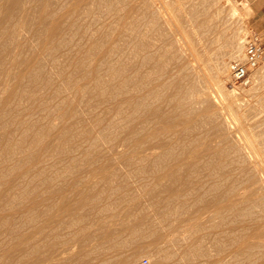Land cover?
<instances>
[{"label": "rangeland", "instance_id": "obj_1", "mask_svg": "<svg viewBox=\"0 0 264 264\" xmlns=\"http://www.w3.org/2000/svg\"><path fill=\"white\" fill-rule=\"evenodd\" d=\"M2 1L5 2V0H1L0 4L3 3ZM25 1L26 0L23 1L25 8L22 7L21 10H16V13L19 12L15 14V17L13 15L11 18L12 21L11 19H7L9 21L5 22L7 25L5 26L6 28H4L6 30L8 29L9 33L3 29V31L6 32H3L4 35L2 37H4V39L0 37V39H2L0 40V42L2 41L0 43L2 47L5 45L7 46L9 40L12 42V39H14L12 43L16 42L15 44H19L20 42L18 49L15 48L17 45H12V43L9 42L10 46H5L4 52L2 51L3 54L0 56V60L3 62L5 61V65L6 63H11L5 66L3 62H0V98L3 95L6 96L5 98L3 96L0 101L3 100V98L7 100L10 96L11 89H6L7 86L13 88L18 83L21 88H24L21 89L19 87L18 90H26L25 92L28 93L25 94L24 91H22L20 95L29 99L27 103L23 101L25 100L24 98L21 101L19 94L15 97L16 99L10 97L8 101L14 102V105L9 103L11 106L6 104L7 107L4 106L2 108L7 114L4 110L1 112L0 107V264H77L78 192L88 196L93 195V198L96 197L94 200L97 208L106 204L107 208L113 207V209L116 208L115 210L127 209L128 211L131 209L130 211L134 213V216L136 213V218L130 219V217H127L123 222L120 221L118 217H114L112 219L114 221L110 220L111 225L109 226V230L112 234L108 237L110 241L107 238L109 245L104 246V256L107 260V264H120V262L124 261L123 259L128 261L130 257L131 260L133 259L134 264H140L143 259H148L151 264H155V262L157 264H264V214L261 220L252 223L251 218L239 220L236 213L237 205L243 200L241 197L245 195V193H247L245 199L249 200L259 196L258 191H260V188L264 191V68H258L252 72V84L249 87L239 88L234 86L230 81L229 72L230 63L236 61L238 58L232 59L227 57V53H225L229 50L228 47L230 46L226 45L230 44L231 40L234 38L233 40L236 46L238 45L237 47L243 48V53L241 54L240 52L239 56L241 58L237 61H244L246 41L255 34L260 38L264 49V31L259 32L252 28L253 25L264 27V15H252L250 6L251 2H253L255 7L257 4H261L263 0H156L157 6H161V1L170 4L172 13L175 15L178 14L177 17L179 21L180 19L182 20L183 26L180 23L181 30H183V27L185 29L183 31L186 32L180 30L179 33L182 32L185 37L189 35L185 38L189 47L187 48V45H184V47L182 46L183 50L180 45L181 51L186 52V55L184 52H181V54L185 56L182 55V63L188 66L189 71L191 70V74L192 72L196 73H193L195 78L197 77L195 83L202 79L201 81L203 83H200V81L197 83L198 88L196 86L199 91H206V88H208V91L215 95H213V100L218 99V103L217 101L215 102L217 106L219 104V107L222 108L224 112H233L231 114L236 116H234L235 123L230 129L217 128L215 120L212 117H210V119L207 117V114L213 116V107H210V103L195 105L197 111L194 117L189 114H183L177 118L176 121H162L160 123H143L142 120L137 118L128 125L115 122L113 126H110L109 121L110 119L112 120V118H108L110 109L107 100L104 101V99H100V96L105 97L108 90L100 89L98 83L100 80L110 82V76L108 77L105 74V68L101 66V78L103 79L98 81V78L90 77L89 73L87 77H85L88 70L85 67L93 62L98 63V59L103 61L104 57L101 53H103L104 44H107V48L113 50H115L114 48L121 47L118 41L114 40L119 39L116 36L118 29H120L121 26L123 27L124 20L120 22L122 19L118 20V14L114 12L116 10L120 11V7L124 5L119 3L120 5L118 8H115L116 10L114 9V11L112 10L113 14L116 15L114 16L111 14L109 16L110 26L107 30V38L104 37L102 39V31L100 34L98 31V33H95V37H98L96 40L95 37H93V32H95L102 21L108 16L101 15V18L99 17L100 20L98 18V21L94 24L90 23L91 18L85 17L83 13H85L84 10L87 11L88 3L91 2V0H74V3L73 0H46L45 2L44 0H39L40 3L38 0ZM66 1L67 3H71V5L69 4L67 6ZM116 1L115 5H117ZM57 3L61 5L59 11L56 10L58 9ZM78 3H80V5ZM192 3L195 6L190 7ZM46 4L47 9L50 8L48 11H46L47 9L45 8ZM31 5L33 6L31 7ZM42 5L44 6L41 8L38 7ZM81 5H83V7H81ZM66 6L67 9H65ZM34 7L37 8L35 9ZM69 7H74V9L72 8L73 11L69 10ZM78 7L84 8V10L81 9L80 12ZM105 7L107 6L105 5ZM39 8L41 11L38 13L37 9L39 10ZM43 8L45 13L42 10ZM192 8L198 9L199 11H196L199 15L201 14V16L198 17V15H191L188 13L191 12L189 10H193ZM218 10H220L222 14L220 12L218 13ZM68 11L70 12L67 14ZM15 12H13V14ZM46 12H50V17L49 15L47 16L48 13ZM120 12L121 15L134 17V19L141 17V13H131L128 11ZM52 13L55 15L52 16ZM71 13L73 17L75 16L74 19L70 17ZM19 14L25 21L26 18H24V16L27 17L28 20L34 17L33 20L30 19V21H26L29 25L24 24V26L27 27L24 28L22 22L20 28L21 18L19 19ZM204 14L207 15L205 16ZM39 15H43L41 16L42 18ZM65 15L70 16L67 18L64 17ZM80 15L84 18H80ZM51 17L53 18L50 19ZM77 17L80 18V20ZM189 18H191V20H189ZM203 19L204 28L200 26V22ZM43 20L46 21L44 22ZM49 20H53L54 22ZM64 20L66 23L64 24V28H62ZM130 20L129 18V21ZM140 20L142 24L140 27L135 28L136 33L141 34L150 32L151 25L148 20L145 17H141ZM43 22L44 24L47 23L48 26L47 24L44 25ZM73 22L77 25L75 26L73 24L74 28H71L70 26H72ZM15 23L17 27H12ZM55 24H59L58 27H61L53 38V41L57 42V45L55 44L54 46L56 50L52 48L55 42L50 43L51 40L44 34L46 29L49 30V28ZM30 25H32L31 29L29 28ZM42 25H44V27ZM38 27H40V29ZM69 27L70 29H68ZM133 28L134 27L129 24L126 31L130 33ZM22 29L25 31H22ZM170 29L171 32H173V26L170 27ZM39 30H43L41 31L42 34H44L43 36L42 34H38L40 32ZM68 30H72L74 34H72V31L68 32ZM18 31L20 35L22 31L23 34L21 37L24 36L22 39L19 38L20 40L17 36ZM32 31H37L34 32L37 38L32 34ZM59 32L61 33L60 36L58 35ZM78 34H81L80 37ZM56 35L58 37H56ZM13 36H16L17 39L15 37L13 38ZM31 37H35L37 43H35L34 41L36 40ZM63 37H65V39ZM237 37L240 40L238 42L236 39ZM24 40L25 44H27L26 46L23 45V47L25 46L23 51L20 45L24 44ZM28 40L31 43L30 47L32 51H35L32 54H29V52H32L31 48L29 47V49H27ZM66 41L71 42V44L68 45L69 42L67 43ZM93 42L96 43L94 44ZM240 42H242V44ZM156 43L159 44V42ZM50 44H52V46H50ZM72 44L75 45L74 49H72ZM34 45L38 46L36 50ZM47 45H49V47ZM59 45H62L61 49ZM101 45L103 46L101 47ZM225 46L228 50L224 48ZM9 48H13V50L15 49L17 52L15 50L14 52L11 50V52ZM41 48L44 49L43 52ZM49 48L51 52H58L59 49L61 51L59 50L58 53L54 52L55 54H51ZM189 48H193L192 50L194 52L192 50L190 51ZM240 48L239 50H241ZM91 49H94L93 55H95L94 53H96V50L99 53L91 57ZM100 50H102V52ZM221 50L226 51L221 53ZM7 52L13 54L10 55ZM15 53H18V56L14 58L13 56ZM20 53H22L24 57L21 56L18 58ZM48 53L52 56V59ZM61 53H63V58L60 57ZM25 54L30 56L26 58ZM217 54L219 56L226 55L225 57L222 56L227 65L226 69H223L224 71L221 70L224 74H221L219 72L220 70H213L216 69V61L222 58L218 57V59H216L218 56ZM7 55L11 57H7ZM73 56H75V58H73ZM97 56L99 58L95 60ZM54 57L57 58V62L53 60ZM24 58L26 59L24 60ZM37 58L39 60L43 58V61H39ZM12 60L15 62L14 64ZM17 60L19 64L16 63L18 62ZM22 60L23 62H21V64L20 61ZM35 60L36 62H34ZM65 60L67 62H65ZM68 60H71L72 63L74 62L72 66H68V64H71ZM91 60L92 63H89ZM205 60L207 62H205ZM37 61L41 65H44H42V67H44L42 68L43 70L40 69L41 65L39 66ZM82 61H84L83 63L85 66L81 64ZM198 61H203V65L205 63L206 67L202 66L204 68L202 72L196 69H190L197 67L199 65ZM211 61L212 64H210ZM26 62H29L31 66H33H30L31 69L38 70V72H40L39 69L41 70L39 74L34 76L36 79L34 83L37 82V86L36 84L30 87L26 85V83H32L30 82L32 80L29 78L28 74L21 71L22 68H24L23 66H26ZM17 65H20L19 69ZM80 65H82L81 68L83 70L81 68L80 70L78 69ZM66 66L69 68H66ZM73 66L74 68L76 66L77 69H74ZM3 67L5 69L7 68L4 70L6 73L3 72ZM9 68H13L14 71L18 70L16 72L17 74L13 70L9 72ZM70 69H73L72 72ZM76 70L77 75L73 77V74H75L73 71ZM211 71L217 72L213 73ZM203 72H206V75H204ZM22 73H25V76H21ZM11 74L13 75L11 76ZM70 74H72V76ZM215 74H217V76H214ZM8 75L11 76L12 79ZM14 75L16 78L15 80ZM26 75L30 80H28ZM44 75L45 77L42 79ZM2 76L6 77L7 80ZM75 77L77 78L75 79ZM216 77L219 80H217ZM198 78L201 79L198 80ZM21 79H23V81ZM12 80H14V83ZM38 82H41L40 86H38ZM204 83L207 84L205 86L206 88H204ZM24 84L26 87H24ZM200 85H203V87ZM31 89L33 93L36 94L35 97V94H29V92H27H32ZM215 90L219 95L215 93ZM219 90L222 92L219 93ZM138 93L142 95L141 90H138L137 94ZM220 94H222L224 98L220 96ZM31 96L34 98L32 99ZM132 96H138L136 95L135 89H130V92L127 93L125 98H130ZM35 98L37 101H35ZM114 99H116V97L111 100L114 102ZM15 103L18 104V106ZM8 107L12 108L10 109ZM8 109L12 111L8 112ZM126 110H128V108ZM111 116L117 117L120 115L111 112ZM10 121L12 125H9ZM22 131L24 133H22ZM41 131L47 132V135H43L42 140L37 141V133ZM167 131L171 132L166 134ZM246 136H248L249 139H247ZM17 137L22 138L19 140ZM24 137L25 139L22 141V145H20ZM72 138H74V140ZM90 139L91 141H89ZM192 139H195L194 143H192ZM235 140H240V143H236ZM15 142L16 144H14ZM230 142L235 147V154H247L248 150L246 147H248L249 144L254 154H260L259 156H261V159H259L260 157L258 156V162L260 163H257L253 169V174H256L255 177L257 181H259L258 183H238L237 178L240 176L238 172H231L228 169L215 170L207 161H202L199 166H195L189 171L184 170V168L190 166L189 163L196 160L197 154L204 153L207 151V148L219 151L223 150L224 146L227 144L229 145ZM24 143H26L25 147L27 146V148L24 147ZM32 143L34 144L31 145ZM49 144H51V146H48ZM152 144L158 146L157 150L153 151L154 153L151 152L153 154H140V151L144 149V147ZM13 145L16 146L14 147ZM17 145L19 146V150L17 149ZM46 145L48 148L50 147V150L46 148ZM32 146L34 147L32 148ZM42 147H45V149ZM51 147L55 148L51 149ZM240 147H245L244 149L246 152ZM254 149H258V151L256 150L255 152L253 151ZM241 173H243L242 170ZM213 184L217 185V187L212 189V191H207L206 188ZM74 189L77 190L76 193L73 191ZM184 201H187V207L190 209L180 208V206H178V202L181 204V202ZM100 202H102L101 205ZM98 203L99 205H97ZM86 204L82 213L88 216L92 204L90 203L91 206L88 203ZM159 208H162L165 214V217L161 220L162 223L154 218ZM87 209L89 210L88 212ZM111 210L112 209H110V211ZM187 210H190L189 214H187ZM254 210L256 212L260 211L256 209V207ZM183 220H186V222H183ZM121 222L125 231L122 232L120 237L118 232L121 228ZM132 222H134V226H136L137 223L139 225L140 232L138 240L136 237L134 239L131 238L128 232L126 233ZM182 223H184V225L180 226ZM157 227L163 229L162 237H160L158 233H155V235L153 234V228L156 229ZM180 227L183 228L181 230L185 229L184 231L188 229L185 235L183 231L179 232ZM192 237L195 238V246L192 250H195L197 255L193 257V259H190L192 258L190 254L191 248L189 247L190 243L187 241ZM63 239L65 242L69 241L71 243L74 240V250L70 255H59L60 246L65 243ZM169 240H172L174 244L170 246L168 250L167 242ZM59 243H61V245ZM55 247L57 251L54 249ZM55 252L58 253V255Z\"/></svg>", "mask_w": 264, "mask_h": 264}, {"label": "bare ground", "instance_id": "obj_2", "mask_svg": "<svg viewBox=\"0 0 264 264\" xmlns=\"http://www.w3.org/2000/svg\"><path fill=\"white\" fill-rule=\"evenodd\" d=\"M1 1V0H0ZM24 0H5V2H3L2 4H0V15H1V17H0V37L1 38H3L4 39V37H2L3 35H4V33H6V32H8V29L6 30L5 28V26L7 25L5 22L6 21H9V20H7V19H11L12 17H13V15H14V17H15V14H18V12L16 13L15 11L16 10H21L22 9V7H24V2H23ZM27 1V0H26ZM25 1V2H26ZM33 1V0H32ZM35 1V0H34ZM39 1V0H38ZM41 1V0H40ZM40 1H39V3H40ZM46 0H44V2H45ZM65 1V0H64ZM69 1V0H68ZM115 1L116 0H91V2H89L88 3V9H87V11H85L84 10V8L82 9L81 7H83V5H81V7H78L79 9H80V12H81V9L82 10H84V12L85 13H83V11H82V13L85 15V17H89V18H91V21H90V23H92V24H94L95 22H97L98 21V18L100 17L101 18V15H107L108 17L106 18V19H104L103 21H102V23L100 24V26L95 30V32H93V37H95V33L97 32L98 33V31H99V34H100V32L102 31V36L101 35H98V36H101L102 37V39L104 38V37H106L107 38V30H108V28H109V26H110V20H109V16L111 15V14H113V12H112V10L114 11V9L116 8H118V6L120 5L119 3H121V4H123L124 6H121L120 8L122 9H120V11H128V12H131V13H134V12H136V13H141V17H145L147 20H148V22L150 23V25H151V30H150V32H145V33H141V34H138V33H136V31H135V28L136 27H140L141 26V24H142V21L140 20V18L141 17H138V18H136V19H134V17L132 18V17H127V16H125V15H121L120 13V11H118V10H116V11H118V12H114V13H117L118 14V20H120V19H122V20H120V22H123V20H124V22H123V27L121 26V28L120 29H118V33H117V38H119L118 40H114V41H118V44H120L119 46H121L120 48H114L115 50H113V49H109V48H107V44H104L105 46H103V45H101V47L103 46V53H101V55L104 57V59H103V61H104V64H103V61L101 60L100 61V59H98L99 57V54H98V56L95 58V60L96 59H98L99 60V62L98 63H95V62H93L92 63V60L89 62V63H92V64H88V66H87V64H86V66L87 67H85V68H87L88 70H87V73H86V76L85 77H87V75H88V73H89V76L90 77H92V78H98V81L100 80V79H103V78H101V70H100V67L102 66H104V68H105V74L109 77L110 76V78L109 79H111L110 80V82H108V81H105V80H100L98 83H99V85H100V89H103V90H108V92H107V94L105 95V97L104 96H100V99H104V101H106L107 100V103H108V107H109V109H110V114H109V119H110V117L112 118V120L110 119V121H109V125L110 126H113L114 124H115V122H118V124H122V125H128L129 123H132V122H134L137 118L138 119H140V120H142L143 121V123H148V122H156V123H160V122H162V121H176V119L177 118H179L180 116H182L183 114H189L190 116H192V117H194L195 116V114H196V111H197V108L195 107V105H198V104H206V103H210V107H213L212 108V110H213V116L211 115L210 116V114H207V117L210 119V117H212L214 120H215V123H216V125H217V128H219V129H222V128H224V129H230V128H232V126L234 125V123H235V115H232L231 113H233V112H231V113H227V112H224L223 111V109L222 108H220L219 107V104H218V106H217V104L215 103L217 100H213V95L214 94H212L211 92H209L208 91V88H206L205 86L207 85V84H205V83H207V82H205L204 84V88H206L205 90L206 91H202V90H198L197 88H198V86H197V83L198 82H200L202 79L201 78H198V80L199 79H201V80H199L198 82H196L195 83V79L197 78H195V76L193 75V73H195V72H192V74L190 73V71H189V68H188V66L185 64V63H182V55L183 54H181V52H184L185 53V55H186V52L185 51H181V48H182V46L184 47V45L186 46L187 45V41H186V39L185 38H187L188 36H186L185 37V35H183L182 34V32H186V31H183V30H185L183 27H182V29L183 30H181V26H180V23H181V25L183 24L182 23V20L180 19V21H179V18L177 17V15H175L174 13H172V11H171V5L170 4H168L167 2H163V1H161V6H157V4H156V0H118V1H116V4L117 5H115ZM207 1V0H206ZM206 1H204V2H206ZM29 2V1H28ZM31 2V1H30ZM55 2V1H54ZM56 2H58V1H56ZM118 2V3H117ZM37 3V2H36ZM47 3V2H46ZM52 3V2H51ZM66 3H67V1H66ZM73 3H74V0H73ZM84 3V2H83ZM32 4V3H31ZM44 4V3H43ZM50 4V3H49ZM53 4V3H52ZM58 4V3H57ZM59 4H60V2H59ZM58 4V9H56V10H58L59 11V7L61 6V5H59ZM71 5V3H67V6L68 5ZM79 5H80V3H78ZM201 4V3H200ZM206 4V3H205ZM204 4V5H205ZM30 5V4H29ZM34 5H35V3H34ZM39 5H41V4H39ZM56 5V4H55ZM55 5H54V9H55ZM64 5H66V4H64ZM105 5L107 6V7H105ZM190 5V4H189ZM189 5H187V6H189ZM204 5H202V6H204ZM33 5H31V7H32ZM44 5H42V6H38V7H43ZM67 6H66V8L65 9H67ZM72 6H74V5H72ZM131 6H132V8H131ZM193 6H195L193 3H192V5L190 6V7H193ZM197 6H199V5H197ZM49 7V6H48ZM75 7V6H74ZM74 7H72L73 9H74ZM190 7H188L189 9H191ZM25 8V7H24ZM35 8V7H34ZM37 8V7H36ZM35 8V9H36ZM39 8V10L37 9V11H38V13H39V11H41V9ZM45 8L47 9V4L45 5ZM52 8V7H51ZM72 8H70L69 7V10H72L73 11V9ZM103 8H106V9H103ZM29 9V8H28ZM45 9V10H46ZM86 9V8H85ZM193 10H189V11H191V12H188V13H190L191 15H198V17H200L201 16V14L199 15L198 14V12L197 11H199L198 9H196V8H192ZM195 9V10H194ZM43 11H44V8L42 9ZM48 10H50V8H48L46 11H48ZM52 10H53V8H52ZM61 10V9H60ZM77 10V9H76ZM173 10V9H172ZM197 10V11H196ZM24 11H26V10H24ZM64 11V10H63ZM62 11V12H63ZM71 11V12H72ZM174 11V10H173ZM13 12H15L14 14H13ZM33 12V11H32ZM65 12V11H64ZM70 11H68L67 12V14L69 13ZM79 12V13H80ZM185 12H186V10H185ZM201 12V11H200ZM218 13L220 12V10H218L217 11ZM33 13H35V12H33ZM43 13V12H42ZM44 13H45V11H44ZM46 13H48V12H46ZM50 13V12H49ZM49 13L47 14V16L49 15ZM55 13V12H54ZM54 13H52L51 15L53 16V15H55ZM73 13V12H72ZM72 13H71V16L70 15H68V16H64V17H73L72 16ZM81 13V14H82ZM204 13V12H203ZM215 13V12H214ZM221 13V12H220ZM26 14V13H25ZM24 14V15H25ZM58 14V13H57ZM61 14V13H60ZM77 14V13H76ZM186 14H187V12H186ZM222 14V13H221ZM22 15V14H21ZM31 15V14H30ZM73 15H74V13H73ZM79 15V14H78ZM98 15V16H97ZM114 16L116 15V14H113ZM205 16L207 15V14H204ZM19 16V19L21 18V16H20V14L18 15ZM40 16V15H39ZM41 16H43V15H41ZM40 16V17H41ZM46 16V17H47ZM202 16H203V14H202ZM204 16V17H205ZM215 16V15H214ZM34 17V16H33ZM33 17H31L30 19H32L33 20ZM37 17V16H36ZM49 17H50V15H49ZM80 18H82L83 16H79ZM180 17V16H179ZM24 18H26V21L28 20L27 19V17H25L24 16ZM42 18V17H41ZM40 18V19H41ZM48 18V17H47ZM47 18H46V20H47ZM53 17H51L50 19H52ZM54 18H55V16H54ZM67 18H66V20H67ZM75 18V16L73 17V19ZM78 18V17H77ZM80 18H78L79 20H80ZM84 18V17H83ZM100 18H99V20H100ZM129 18L131 19L130 21H129ZM194 18V17H193ZM217 18H218V16H217ZM30 19L28 20V21H30ZM49 19V18H48ZM56 19V18H55ZM54 19V20H55ZM78 19H76V20H78ZM205 19V18H204ZM204 19L200 22V26L202 27V28H204L203 26H204ZM14 20V19H13ZM45 20V21H46ZM58 20H60V19H58ZM61 20H62V18H61ZM60 20V21H61ZM70 20V19H69ZM78 20V21H79ZM189 20H191V18H189ZM193 20V19H192ZM11 21H12V19H11ZM10 21V22H11ZM16 22H18L17 20H15ZM25 21V19H23V17L21 18V24H20V28H21V25H22V22H23V27L25 28V27H27V26H24V24L26 25H29L28 24V22H24ZM35 21V20H34ZM33 21V22H34ZM37 21H39V20H37ZM42 21V20H41ZM44 21V20H43ZM44 21V22H45ZM49 21H51V20H49ZM49 21H48V23H49ZM53 21V20H52ZM51 21V22H52ZM63 21V20H62ZM77 21V22H78ZM194 21H195V19H194ZM197 21V20H196ZM9 22V23H10ZM44 22H43V24H44ZM54 22V21H53ZM59 22V21H58ZM58 22H56V23H58ZM68 22V21H67ZM71 22V21H70ZM193 22V21H192ZM30 23V22H29ZM31 23H32V21H31ZM30 23V24H31ZM63 23V22H62ZM66 22H65V20H64V23H63V27L62 28H64V24H65ZM194 23V22H193ZM41 24H42V22H41ZM47 24V23H46ZM46 24H44V25H46ZM53 24V23H52ZM68 24V23H67ZM74 24V22L72 23V26H70L71 28L75 25H73ZM129 24H131V26H133L134 28L131 30V32L129 33V32H127L126 31V28H127V26L129 25ZM44 25H42L43 27H44ZM59 25V24H58ZM58 25H52V27H50L49 28V30H45L44 32V34L45 35H47V37L49 38V40H51V42L50 43H52V42H55L54 43V45L52 46V44H50V46H52V48L54 49V46H55V44L57 45V42L56 41H53V38H54V36H55V34H57L58 33V30H59V28H61L60 26L58 27ZM70 25V24H69ZM77 25V24H76ZM75 25V26H76ZM82 25V24H81ZM87 25H89V24H87ZM9 26V25H8ZM17 27V24L15 23V25H13L12 27ZM31 26L32 25H30V29H31ZM47 26H48V24H47ZM62 26V25H61ZM173 26V28H174V30H173V32H171V29H170V27H172ZM183 26V25H182ZM200 26H199V28H200ZM5 27V28H4ZM10 27H11V25H10ZM19 27V26H18ZM22 27V28H23ZM41 27V26H40ZM40 27H38L39 29H40ZM67 27H68V25H67ZM70 27L68 28V29H70ZM79 27V26H78ZM19 28V29H20ZM23 28V29H24ZM37 28V29H38ZM42 28V27H41ZM66 28V27H65ZM74 28V27H73ZM85 28V27H84ZM176 28V29H175ZM3 29H5V31H3ZM10 29H12V28H10ZM22 29V31H25V30H23ZM30 29H27V30H30ZM86 29V28H85ZM16 30V29H15ZM18 30V29H17ZM21 30V29H20ZM19 30V31H20ZM64 30V29H63ZM81 30H83V29H81ZM180 30L182 31L181 33H179L180 32ZM11 31V30H10ZM13 31V30H12ZM19 31H18V34H17V36H18V39L20 38V39H22L23 37H21V35L23 34L22 33V31H21V35H20V33H19ZM31 31V30H30ZM29 31V32H30ZM40 31V30H39ZM38 31V32H39ZM41 31H43V30H41ZM39 32L38 34H42V32ZM72 30H68V32H71ZM76 31V30H75ZM74 31V32H75ZM4 32V33H3ZM17 32V31H16ZM28 32V33H29ZM34 32H37V31H34ZM34 32L32 31V34L33 35H35L34 34ZM61 32H62V30H61ZM64 32V31H63ZM80 32H82V31H80ZM9 33V32H8ZM25 33V32H24ZM31 33V32H30ZM67 33V32H66ZM12 34V33H11ZM44 34H42V36L44 35ZM60 32H59V36H60ZM72 34H74L73 33V31H72ZM92 34V33H91ZM90 34V35H91ZM14 35H15V33H14ZM65 35V34H64ZM68 35H69V33H68ZM67 35V36H68ZM79 35V34H78ZM81 35V34H80ZM80 35H79V37H80ZM9 36V35H8ZM66 36V35H65ZM12 37V36H11ZM16 38V36H13V38ZM35 37H36V35H35ZM35 37L33 38V37H31L32 39H34V40H36L35 39ZM41 37V36H40ZM46 37V38H47ZM56 37H58L57 35H56ZM71 37H72V39H73V36L71 35ZM8 38V37H7ZM37 38V37H36ZM51 38V39H50ZM64 39H65V37H63ZM74 38H75V35H74ZM81 38H82V36H81ZM91 38H92V36H91ZM98 39V37L96 36L95 37V39ZM100 38V37H99ZM10 39V38H9ZM8 39V40H9ZM17 39V38H16ZM19 39V40H20ZM56 39V38H55ZM70 39V38H69ZM68 39V40H69ZM79 39V38H78ZM83 39V38H82ZM82 39H80V40H82ZM93 39V38H92ZM96 39V40H97ZM234 39V38H233ZM232 39V40H233ZM237 39V42L238 41H240L239 39H238V37L236 38ZM0 40H2V39H0ZM14 39H12V42H14L13 41ZM33 40V41H34ZM39 40V39H38ZM48 40V39H47ZM58 40V39H57ZM61 40V39H60ZM94 40V39H93ZM231 40V42H230V44H227L226 46H229L228 47V49H227V47L225 46L224 48L226 49V50H228V51H224V50H221V53L224 51L225 53H227L226 55H227V57H230V58H232V59H239V58H241V57H239L240 56V52H241V54L243 53L242 52V47L240 48V47H237L236 46V43L234 42V40L232 41ZM70 41V40H69ZM68 41V42H69ZM72 41V40H71ZM181 41H182V43H181ZM188 41H189V39H188ZM2 42V41H1ZM0 42V43H1ZM4 42V41H3ZM9 42L10 43H12L11 42V40H9ZM9 42H8V44H7V46L6 47H9L10 46V44H9ZM17 42H18V40H17ZM28 42H29V40H28ZM31 42H32V40H31ZM35 43H37V40L36 41H34ZM67 42V41H66ZM67 42V43H68ZM76 42V41H75ZM156 42H159V44L158 43H156ZM5 43V42H4ZM16 43V42H15ZM15 43H12V45L13 44H15ZM83 43V42H82ZM81 43V44H82ZM94 43V42H93ZM96 43V42H95ZM94 43V44H95ZM241 44H242V42H240ZM19 44H20V42H19ZM19 44H15V45H17L15 48H19ZM27 44V43H26ZM26 44H25V40H24V44H22V45H20V47H22L23 48V51H24V48H25V46H26ZM34 44V43H33ZM61 44H63V43H61ZM71 44V42H69L68 43V45H70ZM76 44V43H75ZM84 44H85V42H84ZM83 44V45H84ZM9 45V46H8ZM23 45H25L24 47H23ZM29 45V46H28ZM28 45H27V49H29V47H30V45H31V43L29 42L28 43ZM73 45V44H72ZM77 45V44H76ZM82 45V46H83ZM86 45H88V44H86ZM85 45V46H86ZM180 45H181V48H180ZM5 46H1L0 45V56L3 54V50H4V47ZM35 46V45H34ZM48 47H49V45H47ZM60 46V49H61V47H62V45H59ZM64 46L66 47V45L64 44ZM63 46V47H64ZM74 46L75 45H73V48L72 49H74ZM36 48H35V50L37 49V47L38 46H35ZM41 47V46H40ZM58 47V46H57ZM105 47V48H104ZM189 46L187 45V48H188ZM223 47V46H222ZM221 47V48H222ZM14 48V47H13ZM13 48L12 49H10V51L11 50H13ZM31 48V47H30ZM68 48V47H67ZM127 48H128V53H127ZM220 48V49H221ZM223 48V49H224ZM239 48L241 49V50H239ZM7 49V48H6ZM26 49V50H27ZM33 49H34V47H33ZM50 49V48H49ZM52 49V50H53ZM59 49V48H58ZM59 49V50H60ZM64 49V48H63ZM82 49V48H81ZM101 49V48H100ZM183 49V48H182ZM190 49V51L193 49H191V48H189ZM188 49V50H189ZM219 49V50H220ZM15 50V49H14ZM14 50H13V52H14ZM40 50V49H39ZM41 50H42V52H43V50L44 49H42L41 48ZM54 50H56V49H54ZM59 50H58V52H59ZM93 50L94 49H91L90 51L92 52V53H90V54H92V55H90V54H88V55H90L91 57H93V56H96V54L97 53H99L97 50H96V53H94L95 55H93ZM184 50V49H183ZM188 50H186V51H188ZM3 51V52H2ZM6 51V50H5ZM9 51V52H10ZM16 51V50H15ZM31 51H32V48H31ZM61 51V50H60ZM101 52H102V50H100ZM193 51V50H192ZM9 52H7V53H9ZM12 52V51H11ZM17 52V51H16ZM33 52H35V51H32V52H29V54H32ZM39 53H41L40 51H38ZM48 52V51H47ZM50 52H51V49H50ZM55 52V51H54ZM53 51L51 52V54L53 53V54H55V53H58V52H55L54 53ZM68 52V51H67ZM95 52V51H94ZM194 52V51H193ZM6 53V52H5ZM27 53H28V51H27ZM26 53V54H27ZM64 53V52H63ZM63 53H61V55H60V57H62L63 58ZM70 53V52H69ZM188 53V52H187ZM217 53V52H216ZM224 53V54H225ZM10 55L11 54H13V53H9ZM15 54H17V55H15ZM14 54V58L16 57V56H18V53H15ZM25 54V55H26ZM37 54V53H36ZM65 54V53H64ZM72 54V53H71ZM70 54V55H71ZM196 54V53H195ZM10 55H7V57L9 56V57H11ZM34 55H35V53H34ZM43 55V54H42ZM42 55H39L40 57H43ZM48 55H49V53H48ZM87 55V56H88ZM100 55V56H101ZM218 55V54H217ZM221 55V54H220ZM225 55V56H226ZM3 56H5V55H3ZM21 56H23L24 57V55H22V53H20V56L18 57V58H20ZM30 56V55H29ZM28 55H26V58H28L29 57ZM50 56V58L52 57L51 55H49ZM54 56H56V55H54ZM184 56V55H183ZM196 56V55H195ZM222 56H224V55H222ZM222 56H217V58L216 59H218V57H222ZM224 56V57H225ZM23 57H22V59H23ZM59 57V58H60ZM70 57V56H69ZM72 57V56H71ZM80 57H81V55H80ZM102 57V58H103ZM185 57V56H184ZM211 57V56H210ZM216 57V56H215ZM2 58H4V57H2ZM26 58H24V60L26 59ZM36 58V57H35ZM45 58H46V56H45ZM44 58V59H45ZM49 58V57H48ZM49 58V59H50ZM56 57H54V61L55 62H57V58L55 59ZM64 58H65V56H64ZM73 58H75V56H73ZM72 58V59H73ZM88 58H90V57H88ZM101 58V57H100ZM8 59V58H7ZM34 59V58H33ZM32 59V60H33ZM38 59V58H37ZM52 59V58H51ZM91 59V58H90ZM237 59V60H238ZM11 60V59H10ZM39 60V59H38ZM61 60H63V59H61ZM74 60V59H73ZM187 60V59H186ZM210 60V59H209ZM236 60V61H237ZM241 60V59H240ZM6 61H8V60H6ZM18 61V60H17ZM27 61V60H26ZM39 61H43V58H41ZM54 61H52V62H54ZM64 61V60H63ZM69 61V60H68ZM75 61V60H74ZM78 61V60H77ZM181 61V62H180ZM201 61V60H200ZM0 62H3V61H1L0 60ZM5 62V61H4ZM4 62H3V65H5L4 64ZM12 62H13V60H12ZM21 62H23V60L22 61H20V63ZM34 62H36V60L34 61ZM38 62V61H37ZM65 62H67L66 60H65ZM71 62V64H68V66H72V64L74 63H72V61L70 60L69 61V63ZM84 61H82V63L81 64H83L84 66H85V64L83 63ZM186 62H188V61H186ZM203 62V61H202ZM202 62H199L198 61V63H199V65L197 66V67H194V68H190V69H196V70H199V71H201L202 72V70H204V68L202 67V66H205V63H204V65L202 64ZM205 62H207L206 60H205ZM15 62H13V64H14ZM16 63H18L19 64V61L18 62H16ZM32 63V62H31ZM39 63V62H38ZM42 63V62H41ZM2 64V63H1ZM9 64H11V63H9ZM9 64H7L6 63V65L5 66H8ZM22 64V63H21ZM20 64V65H21ZM58 64V63H57ZM61 64V63H60ZM210 64H212V61H211V63ZM19 65V66H20ZM33 65V64H32ZM39 66L41 65L40 63L38 64ZM43 65V64H42ZM42 65L40 66L41 68L40 69H42V68H44V67H42ZM76 65V64H75ZM215 65H216V69H213V67H212V69L213 70H217V71H219L221 74L223 73L222 71H224L225 69H226V67H227V65H226V62H225V60H224V58L222 57V58H219L217 61H216V63H215ZM226 65V66H225ZM18 66V65H17ZM19 66H18V69H19ZM30 66H31V64L29 63V62H26V66H23L24 68H22V70L21 71H23V72H26V74H28V76H29V78L32 80V81H30V82H32L31 84H27L26 83V85L28 86V87H30V86H33V85H35L37 82H35L34 83V81H36V79L34 78V76L35 75H37V74H39L40 72H41V70L39 69V71L40 72H38V70L36 71V70H33V68L31 69L30 68ZM44 66V65H43ZM59 66V65H58ZM81 66L82 65H80L79 67H78V69L80 70V68H81ZM84 66H83V68H84ZM1 67V66H0ZM11 67H13V66H11ZM31 67H33V66H31ZM64 67H65V65H64ZM206 67V66H205ZM208 67V66H207ZM4 68V67H3ZM14 68H15V65H14ZM59 68V67H58ZM57 68V69H58ZM66 68H69V67H67L66 66ZM72 68V67H71ZM73 68H74V66H73ZM75 68H76V66H75ZM74 68V69H75ZM85 68H84V70H85ZM209 68H211V67H209ZM225 68V69H224ZM7 69V68H6ZM5 68L4 69H2L3 70V72H4V70H6ZM17 69V68H16ZM36 69H38V68H36ZM60 69V68H59ZM58 69V70H59ZM77 69V68H76ZM82 69V68H81ZM206 69V68H205ZM224 69V70H223ZM259 69H261V68H259ZM10 70H13V68H9V72H10ZM43 70V69H42ZM71 70V69H70ZM73 70V69H72ZM72 70H71V72H72ZM83 70V69H82ZM195 70V71H196ZM222 70V71H221ZM14 71V70H13ZM18 71V70H17ZM17 71H14L15 73L17 72ZM193 71V70H192ZM198 71V72H199ZM217 71H214L215 73L217 72ZM1 72V71H0ZM43 72V71H42ZM70 72V73H71ZM73 72H75V74H73V77H74V75L76 76L77 75V70L76 71H73ZM82 72V71H81ZM211 72H213V71H211ZM213 72V73H214ZM261 72V71H260ZM4 73H6V72H4ZM21 73V72H20ZM200 73V72H199ZM198 73V74H199ZM206 73V72H205ZM204 72H203V74L204 75H206ZM210 73V72H209ZM14 74V73H13ZM13 74H11V76L13 75ZM17 74V73H16ZM196 74V73H195ZM218 74V73H217ZM217 74H215L214 76H217ZM224 74V73H223ZM258 74V73H257ZM10 75V74H9ZM8 75V76H9ZM41 75V74H40ZM71 76H72V74H70ZM201 75V74H200ZM212 75V74H211ZM7 76V75H6ZM11 76H9V77H11ZM21 76H25V73H22V75ZM70 76V77H71ZM197 76V75H196ZM213 76V77H214ZM219 76V75H218ZM1 77V76H0ZM2 77H4V76H2ZM18 77V76H17ZM26 77H27V75H26ZM45 77V75L42 77V79ZM64 77H65V75H64ZM84 77V78H85ZM199 77V76H198ZM212 77V78H213ZM256 77V76H255ZM5 78V80H7L6 79V77H4ZM28 78V77H27ZM28 78V80H30ZM40 78V77H39ZM77 77H75V79H76ZM215 78V77H214ZM214 78H213V80H214ZM2 79V78H1ZM11 79H12V77H11ZM16 78H15V75H14V80H15ZM23 79H24V77H23ZM23 79H21L22 81H23ZM41 79V80H42ZM109 79H107V80H109ZM216 79H217V77H216ZM215 79V80H216ZM3 80V79H2ZM14 80H12V82L14 81ZM19 80V79H18ZM25 80V79H24ZM27 80V79H26ZM186 80V81H185ZM217 80H219V79H217ZM11 81V80H10ZM40 81V80H39ZM44 81V80H43ZM209 81V80H208ZM221 81V80H220ZM9 82V81H8ZM7 82V83H8ZM19 82V81H18ZM17 82V83H18ZM21 82V81H20ZM26 82H28V81H26ZM210 82V81H209ZM219 82V81H218ZM2 83V82H1ZM6 83V84H7ZM11 83V82H10ZM14 83V82H13ZM16 83V84H17ZM25 83V82H24ZM29 83V82H28ZM34 83V84H33ZM44 83H45V81H44ZM200 83H203L202 81L200 82ZM3 84H4V82H3ZM9 84V83H8ZM16 84H14V85H16ZM19 84V83H18ZM16 85V86H14L13 88H9L8 86H7V88L6 89H11V91H10V96H9V98L10 97H16L18 94H19V96L21 97L20 99H21V101H22V99L24 98V96H22V95H20V94H22V91H24V90H18L19 89V87L21 88V86H19V85ZM74 84V83H73ZM155 84V85H154ZM196 84V85H195ZM217 84V83H216ZM5 85V84H4ZM26 85L24 84V87H26ZM41 85V82H38V86H40ZM47 85V84H46ZM220 85H221V83H220ZM36 86H37V84H36ZM72 87H74L73 85H71ZM196 86H197V88H196ZM201 87H203V85H200ZM216 86V85H215ZM217 86H218V84H217ZM4 87H6V86H4ZM200 87V88H201ZM213 87V86H212ZM5 89V90H6ZM21 89H24L23 87L21 88ZM47 89V88H46ZM130 89H135L136 90V95H138V96H132V97H130V98H125V96L127 95V93H129L130 92ZM144 89V90H143ZM202 89V88H201ZM29 90V89H28ZM138 90H141L142 91V95H139V93L137 94V91ZM2 91V90H1ZM26 91V90H25ZM24 91V93L25 94H28V93H26ZM31 91H32V89H31ZM216 91V90H215ZM21 92V93H20ZM27 92H29V94L30 93H33V91L32 92H30V91H27ZM198 92V93H197ZM222 92V91H221ZM220 92V90H219V93H221ZM1 93V92H0ZM2 93H4V92H2ZM215 93H217L218 94V92L216 91ZM33 94H35V93H33ZM32 94V95H33ZM7 95V94H6ZM24 95V94H23ZM219 95V94H218ZM4 96V98L6 97L5 95H3ZM3 96H1V98L0 99H2V97ZM28 96V95H27ZM36 96V94L34 95V97ZM215 96V95H214ZM220 96H222L223 97V95L222 94H220ZM26 97V96H25ZM32 97V96H31ZM30 97V98H31ZM34 97H32V99L34 98ZM116 97V99H114L115 101L113 102L111 99L112 98H115ZM4 98H3V100H1L0 101V107H1V112L4 110H2V108L4 107V106H6L7 107V105L9 104V103H12L11 105H14L13 103L14 102H10V101H8V99L9 98H7V100L5 99L4 100ZM27 98V97H26ZM26 98H24L25 100H23V101H29V99L27 98V100H26ZM37 98V97H36ZM35 98V99H36ZM224 98V97H223ZM222 98V99H223ZM16 99V98H15ZM20 99H19V97H18V100L20 101ZM10 100V99H9ZM11 100H13V99H11ZM221 100V99H220ZM17 101V100H16ZM35 101H37V99L35 100ZM18 102V101H17ZM16 102V103H17ZM15 103V104H16ZM20 103H22V102H20ZM28 103V102H27ZM217 103H218V101H217ZM7 104V105H6ZM41 104H42V102H41ZM40 104V105H41ZM10 104L8 105V106H11ZM17 106H18V104H16ZM21 105V104H20ZM28 105V104H27ZM17 106H15V107H17ZM26 106V105H25ZM24 106V107H25ZM5 107V108H6ZM21 107V106H20ZM8 108H10V107H8ZM12 108V107H11ZM10 108V109H11ZM14 108V107H13ZM18 108V107H17ZM29 108V107H28ZM128 108V110H126ZM25 109V108H24ZM226 109V108H225ZM18 110V109H17ZM19 110H20V108H19ZM28 110V109H27ZM30 110H31V106H30ZM11 112L12 110H9L8 109V112ZM13 111H14V109H13ZM4 112L7 114V112L4 110ZM15 112V111H14ZM18 112V111H17ZM111 112L112 113H116V114H118V115H120V116H117V117H112L111 116ZM4 113V114H5ZM23 113H24V111H23ZM3 114V115H4ZM8 114H10V113H8ZM15 114V113H14ZM18 114V113H17ZM28 114H29V112H28ZM27 114V115H28ZM20 115V114H19ZM18 115V116H19ZM24 115V114H23ZM5 116V115H4ZM15 116H16V114H15ZM21 116V115H20ZM235 116V117H234ZM25 117V116H24ZM15 118V117H14ZM19 118V117H18ZM27 118V117H26ZM1 119V118H0ZM3 119V118H2ZM9 119H10V117H9ZM12 119V118H11ZM16 119V118H15ZM14 120V119H13ZM29 120V119H28ZM237 120V119H236ZM7 121V120H6ZM12 121V120H11ZM11 121H10V123H9V125H12L11 124ZM27 121V120H26ZM17 122H20V121H17ZM14 123V122H13ZM3 124V123H2ZM7 124V123H6ZM17 124H19V123H17ZM14 125H15V123H14ZM32 130V129H31ZM30 130V131H31ZM24 131V130H23ZM22 131V133H24ZM26 131V130H25ZM36 132V131H35ZM171 131H167L166 132V134L167 133H170ZM47 133V132H46ZM44 131L42 132H38L37 133V141H40V140H42V136L43 135H47ZM50 133H52V132H50ZM21 134V133H20ZM19 134V135H20ZM22 135V134H21ZM49 135V134H48ZM246 135V134H245ZM23 137V136H22ZM21 137V138H22ZM247 137V139H249L248 138V136H246ZM19 140L21 139V138H19V137H17ZM71 138V137H70ZM24 139H25V137L23 138V140H21V142L20 141H18V140H16V141H18V142H20L21 144L20 145H22V141H24ZM73 140H74V138H72ZM244 139V138H243ZM33 140V139H32ZM96 140V139H95ZM35 141V140H34ZM34 141H32V142H34ZM89 141H91V139L89 140ZM236 141V140H235ZM234 141V142H235ZM240 140H238V141H236V143H240L239 142ZM17 142V143H18ZM50 142V141H49ZM195 142V139H192V143H194ZM36 143V142H35ZM95 143H96V141H95ZM94 143V144H95ZM242 143V142H241ZM14 144H16V142L14 143ZM25 144L26 143H24V147H25ZM34 143H32L31 145H33ZM68 144V143H67ZM89 144V143H88ZM93 144V145H94ZM97 144V143H96ZM254 144V143H253ZM252 144V145H253ZM27 145H29V144H27ZM36 145V144H35ZM72 145V144H71ZM70 145V146H71ZM238 145V144H237ZM236 145V146H237ZM245 145V144H244ZM247 145H248V143H247ZM250 145V144H249ZM248 145V147H246L247 148V154H235V147L233 146V144L230 142L229 143V145L227 144L226 146H224V148H223V150H214V149H209V148H207V151H205L204 153H202V154H197L196 155V160H194L193 162H191V163H189V165L190 166H188V167H186V168H184V170H186V171H189V170H191V169H193V167H195V166H199V164H201V162L202 161H207L208 163H210L211 164V166H213V168L215 169V170H219V169H221V170H225V169H228L229 171H231V172H238V174L240 175V176H238V178H237V181H238V183H241V184H243V183H253V184H256V183H258L259 181H257V178L255 177L256 176V174L254 175L253 174V169H254V167H255V165L258 163H260V162H258V158L259 159H261V156H259L260 154L258 153V154H254L253 152H252V148L250 147ZM255 145V144H254ZM14 146V145H13ZM16 146V145H15ZM14 146V147H15ZM18 146V145H17ZM47 146V145H46ZM48 146H51V144H49ZM48 146L46 147V148H48ZM34 146H32V148H33ZM60 147V146H59ZM58 147V148H59ZM98 147V146H97ZM17 148V147H16ZM15 148V149H16ZM25 148H27V146L25 147ZM31 148V147H30ZM29 148V149H30ZM43 149H45V147H42ZM41 148V149H42ZM54 149L55 147H51V149ZM157 148H158V146L156 145V144H152V145H147L146 147H144V149H142L141 151H140V154H153L154 152L153 151H156L157 150ZM241 149H243L245 152H246V150L244 149V148H242V147H240ZM253 148H255V147H253ZM18 150H19V146H18V148H17ZM24 149V148H23ZM22 149V150H23ZM49 150H50V147L48 148ZM59 149H61V148H59ZM97 149V148H96ZM31 150V149H30ZM257 151H258V149H256ZM256 150L254 149L253 151H255L256 152ZM11 151H12V149H11ZM46 151V150H45ZM24 152V151H23ZM151 152H153V153H151ZM25 153H26V151H25ZM41 153H43V152H41ZM40 153V154H41ZM46 153V152H45ZM234 153V154H233ZM28 154V153H27ZM39 154V153H38ZM44 154V153H43ZM6 155V154H5ZM10 155V154H9ZM259 156V157H258ZM202 159V160H201ZM260 161V160H259ZM261 165V164H260ZM263 166H264V164H263ZM262 166V167H263ZM241 170L243 171V173H241ZM174 174V173H173ZM260 174V173H259ZM174 176V175H173ZM258 176V175H257ZM262 178V177H261ZM263 178H264V176H263ZM262 178V179H263ZM87 181V180H86ZM91 181V180H90ZM78 182V181H77ZM84 182V181H83ZM93 182V181H92ZM262 182V181H261ZM78 184V183H77ZM93 184V183H92ZM240 184V185H241ZM217 187V185H215V184H213L212 186H210V187H207L206 188V190L207 191H212V189H215ZM205 189V188H204ZM259 189V188H258ZM75 193L77 192V190H73ZM230 191H232V190H230ZM229 191V192H230ZM256 193V192H255ZM258 197L257 198H255V199H249V200H246L245 198L247 197V193H245V195H243L242 197H241V199L243 198V200L241 201V202H239L238 203V205H237V217L239 218V220H246V218H251L252 219V223H254L255 221H259V220H261V218L263 217V214H264V191L263 190H261V188H260V191H258ZM99 197V196H98ZM96 198V197H95ZM95 198H93V195L92 196H88V195H85L84 193H77V264H107V260H106V258H105V256H104V246L105 245H109V241H110V239L108 238L109 237V235H111L112 233H111V231L109 230V226L111 225V221L110 220H112L114 217H118V219L120 220V221H124L127 217H130V219L131 218H136L135 216H136V213H135V216H134V213L132 212V211H128L127 209H118V210H115V209H113V207H108L107 208V205L105 204V205H102V206H100V207H96V203H95ZM100 198V197H99ZM98 198V199H99ZM97 199V200H98ZM97 200H96V202H97ZM179 200V199H178ZM239 200V199H238ZM104 201V200H103ZM180 201V200H179ZM86 203H88L89 205H90V203L92 204V207H91V210L89 211L88 209H87V212L89 211V215L87 216L85 213L83 214L82 212H83V210H84V207H86ZM101 203L102 202H100V205H101ZM187 201L185 202H181V204H179V202H178V206H180V208H189V207H187ZM97 205H99V203L97 204ZM177 205V204H176ZM91 206V205H90ZM89 207V206H88ZM256 207V209H259L260 211L259 212H256L255 210H254V208ZM229 208V207H228ZM110 209H112L111 211H110ZM190 209V208H189ZM133 210V209H132ZM235 211V210H234ZM81 212V213H80ZM174 212H175V210H174ZM186 212V211H185ZM228 212H229V210H228ZM190 213V210L188 211L187 210V214H189ZM225 213V212H224ZM236 213H235V215H236ZM194 214V213H193ZM180 216V215H179ZM179 216H177V217H179ZM183 216V215H182ZM185 216V215H184ZM188 216V215H187ZM186 216V217H187ZM165 217V214L163 213V209L162 208H159L158 210H157V214L156 215H154V218L157 220V221H161V220H163V218ZM224 217V216H223ZM185 218V217H184ZM228 218H229V216H228ZM182 219V218H181ZM187 219V218H186ZM191 219V218H190ZM137 220V219H136ZM225 220V219H224ZM227 220V219H226ZM112 221H114V220H112ZM222 221H223V219H222ZM122 222H121V228L119 229V235H120V237H121V234H122V232L123 231H125V229H124V227L122 226L123 224H122ZM180 222H181V220H180ZM183 222H186V220L184 221L183 220ZM227 222H228V220H227ZM226 222V223H227ZM249 222H250V220H249ZM161 223H162V221H161ZM225 223V222H224ZM182 225H184V223H182L180 226H182ZM228 225V224H227ZM179 226V225H178ZM227 228V227H226ZM181 229H183V228H181L180 227V229H179V232L181 231H183L184 232V235H185V233L188 231V229H186V231H184V230H181ZM189 231H190V229H189ZM129 233L130 235V237L131 238H137V240H138V238H139V225H138V223L136 224V226H134V222H132L130 225H129V229L126 231V233ZM162 232H163V229L162 228H156V229H154L153 228V234L155 235V233H158L159 234V236L160 237H162ZM178 232V231H177ZM179 234H181V233H179ZM183 234V233H182ZM183 237V236H182ZM181 237V238H182ZM107 238H108V242H107ZM179 238V237H178ZM72 239V238H71ZM184 239V238H183ZM70 240V239H69ZM161 240V239H160ZM63 241H64V239H63ZM66 241H67V239H66ZM187 241V240H186ZM65 242V241H64ZM73 242H74V240H73ZM73 242L71 243V242H65L62 246H60V250H59V255H67V254H71V252L74 250V244H73ZM187 242H189L190 243V245H189V247L191 248H189L191 251H190V254H191V257L192 258H190V259H193V257H195L197 254L195 253V250H192V248L195 246V238L194 237H192V238H189V241H187ZM186 243V242H185ZM60 245H61V243H59ZM174 244V242H172V240H169L168 242H167V245H168V250H169V247L170 246H172ZM188 244V243H187ZM184 246V245H183ZM182 246V247H183ZM182 247H181V249H182ZM55 250H56V247L54 248ZM184 249H185V247H184ZM57 251V250H56ZM165 251V250H164ZM189 250L187 249V252H188ZM241 251V250H240ZM246 251V250H245ZM52 252H54V251H52ZM52 252H51V254H52ZM166 252V251H165ZM181 252V251H180ZM182 252H185V251H182ZM56 253V252H55ZM189 253V252H188ZM57 255H58V253H56ZM187 254V253H186ZM50 255V254H49ZM54 256H55V254H54ZM133 256H134V254H133ZM188 256V255H187ZM53 257V256H52ZM50 258H51V255H50ZM56 258V257H55ZM133 258V257H132ZM134 258H135V256H134ZM188 259H189V256H188ZM124 261H122V262H120V264H134V261H133V259L131 260V257L130 258H128V261L127 260H125V259H123ZM150 264H151V262H150ZM155 264H157L156 262H155Z\"/></svg>", "mask_w": 264, "mask_h": 264}, {"label": "built area", "instance_id": "obj_3", "mask_svg": "<svg viewBox=\"0 0 264 264\" xmlns=\"http://www.w3.org/2000/svg\"><path fill=\"white\" fill-rule=\"evenodd\" d=\"M258 68H264V49L260 38L253 35L246 41L244 61L230 63V81L234 86L247 88L252 84V72ZM140 264H150V261L143 259Z\"/></svg>", "mask_w": 264, "mask_h": 264}, {"label": "crops", "instance_id": "obj_4", "mask_svg": "<svg viewBox=\"0 0 264 264\" xmlns=\"http://www.w3.org/2000/svg\"><path fill=\"white\" fill-rule=\"evenodd\" d=\"M250 6H251L252 15H255V16H258V15H261V14L264 15V0H263V2L261 4H259V5L257 4L255 7H254L253 2H251ZM252 28L254 30H256V31H259V32L264 31V27L253 25Z\"/></svg>", "mask_w": 264, "mask_h": 264}]
</instances>
